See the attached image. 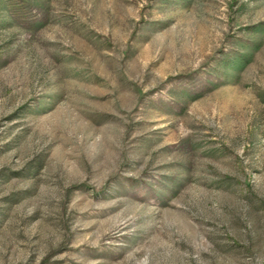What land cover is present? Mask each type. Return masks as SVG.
I'll return each mask as SVG.
<instances>
[{"label": "rangeland", "instance_id": "374dc122", "mask_svg": "<svg viewBox=\"0 0 264 264\" xmlns=\"http://www.w3.org/2000/svg\"><path fill=\"white\" fill-rule=\"evenodd\" d=\"M0 264H264V0H0Z\"/></svg>", "mask_w": 264, "mask_h": 264}]
</instances>
